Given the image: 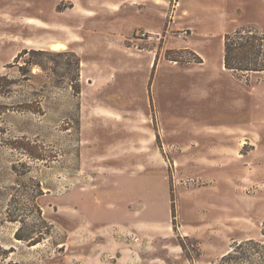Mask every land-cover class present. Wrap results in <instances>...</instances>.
Returning a JSON list of instances; mask_svg holds the SVG:
<instances>
[{
  "label": "rangeland",
  "instance_id": "obj_1",
  "mask_svg": "<svg viewBox=\"0 0 264 264\" xmlns=\"http://www.w3.org/2000/svg\"><path fill=\"white\" fill-rule=\"evenodd\" d=\"M70 1L0 0V264H217L264 243V71L224 66L226 33L264 32V0H204L182 36L170 14L160 39L138 29L125 46L155 66L81 65L78 97L48 27L81 20Z\"/></svg>",
  "mask_w": 264,
  "mask_h": 264
},
{
  "label": "crops",
  "instance_id": "obj_2",
  "mask_svg": "<svg viewBox=\"0 0 264 264\" xmlns=\"http://www.w3.org/2000/svg\"><path fill=\"white\" fill-rule=\"evenodd\" d=\"M203 1L175 0L176 3L171 12L169 0H85L80 3L70 1L69 9H75L81 20L74 24L57 22L54 15L66 12V10H60L53 15L52 19H48V27L49 31L58 32V37H64L65 40L60 43L70 46L79 53L82 71L84 67L108 69L115 63L110 56L112 53L126 54L128 57L133 55L134 59L146 60L145 66L151 70L155 66L157 52L154 50L148 53L138 52L136 50L140 51V49L136 45L132 46L133 48L127 47L124 40L138 29L158 33L160 36L157 39H160L163 29L167 27L169 14L170 18H174L173 23L185 26V30L195 28L192 18L198 17L197 15L201 13L204 8ZM124 11L126 13H123ZM186 14H189L191 18L182 22L176 21L177 18ZM126 15H129V18ZM33 19L40 20L36 16H33ZM88 51H95V54L102 55V60H99V57L87 58L85 52ZM123 64L126 62L124 61ZM130 223L122 226V233L135 232V222Z\"/></svg>",
  "mask_w": 264,
  "mask_h": 264
},
{
  "label": "trees",
  "instance_id": "obj_3",
  "mask_svg": "<svg viewBox=\"0 0 264 264\" xmlns=\"http://www.w3.org/2000/svg\"><path fill=\"white\" fill-rule=\"evenodd\" d=\"M28 52L43 54L47 51L24 49L18 56ZM59 53L70 54L73 57L72 62L76 75L72 88L74 95L78 97L81 93V58L77 52L70 49ZM31 62L38 64V61ZM224 66L237 77H241L245 73L264 71V32L253 27H243L226 33L224 36ZM78 124L80 126V119H78ZM18 236L20 239L24 238L21 235ZM232 262L236 264H264V243L254 239L236 243L233 250L224 255L217 264H232Z\"/></svg>",
  "mask_w": 264,
  "mask_h": 264
},
{
  "label": "built area",
  "instance_id": "obj_4",
  "mask_svg": "<svg viewBox=\"0 0 264 264\" xmlns=\"http://www.w3.org/2000/svg\"><path fill=\"white\" fill-rule=\"evenodd\" d=\"M187 32L188 30H183V32H181L180 35L182 36L184 35V33H187ZM137 36L139 40H150L154 38L155 36L159 37L160 35L158 33L150 32L147 30H138Z\"/></svg>",
  "mask_w": 264,
  "mask_h": 264
},
{
  "label": "bare ground",
  "instance_id": "obj_5",
  "mask_svg": "<svg viewBox=\"0 0 264 264\" xmlns=\"http://www.w3.org/2000/svg\"><path fill=\"white\" fill-rule=\"evenodd\" d=\"M65 47H66V45L63 44V43H55V44H53V49H55V50H58V49H61V48H65Z\"/></svg>",
  "mask_w": 264,
  "mask_h": 264
}]
</instances>
